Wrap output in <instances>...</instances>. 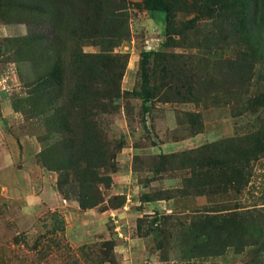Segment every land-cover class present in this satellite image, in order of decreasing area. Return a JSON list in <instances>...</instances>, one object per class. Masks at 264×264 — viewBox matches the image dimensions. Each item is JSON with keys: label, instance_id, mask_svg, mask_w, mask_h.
I'll return each instance as SVG.
<instances>
[{"label": "rangeland", "instance_id": "374dc122", "mask_svg": "<svg viewBox=\"0 0 264 264\" xmlns=\"http://www.w3.org/2000/svg\"><path fill=\"white\" fill-rule=\"evenodd\" d=\"M10 1L0 0V261L264 264V148L244 176L217 170L226 146L252 151L264 138V0H166L169 12L155 13L127 0L130 36L111 51L74 38L87 33L78 1L38 18L49 41L8 46L29 34ZM52 51L57 79L37 83ZM108 86L119 97L88 143L78 108ZM83 160L110 186L88 183L85 166L74 174ZM77 179L115 221L68 229L55 205L61 182L79 206ZM254 209L253 223L220 220Z\"/></svg>", "mask_w": 264, "mask_h": 264}, {"label": "trees", "instance_id": "16d2710c", "mask_svg": "<svg viewBox=\"0 0 264 264\" xmlns=\"http://www.w3.org/2000/svg\"><path fill=\"white\" fill-rule=\"evenodd\" d=\"M75 1H78V3L83 8V12L86 15L84 26L87 28V33L84 35H79L75 32H72L74 38L78 41L93 40L95 41V43L93 42L94 45L104 48V51H111L110 49L116 48L130 36L129 20L126 14V6L128 3L127 0H13L8 2V4L4 3V5L10 9H21V13H26L28 16V18H26V24L29 28V34L25 38L15 39L12 41L5 40V42L8 46L10 45L11 47L24 50L33 47V45L37 43L49 41V37L45 31L51 30L52 27L50 24L39 23L38 18H52V15L56 16L60 14L62 10L66 9L67 6L73 4ZM141 4L146 11L154 13L169 12V5L166 0H142ZM54 31L55 29L53 30V33ZM27 55L28 61L33 60L30 52H28ZM51 59L54 60V63L49 68V72L44 74V77L39 79L37 83L46 78L57 79L58 74L56 73V68L61 64L59 61V56L55 51L51 52ZM90 90L89 93L92 95L91 104L79 106L78 110L81 112L80 123L84 126L86 135L88 136L91 134V136H93V134H95L91 139L87 138L86 136L85 140H87L88 143H95L96 138L99 136L98 133L100 132V120L98 118L100 115H98V113H109V108L114 105V102L119 97L120 87L108 86L105 89L91 88ZM66 131L71 133L73 132L71 129H66ZM231 144H233L232 141ZM239 144L240 142L234 145V147H238ZM253 147L254 150L252 151H247L245 149L240 151L238 149L234 150L233 146H226V152H224L222 157L218 159L219 166L217 167V170L220 171L218 172V175L226 180L231 177V174L240 177L244 176L245 173L243 170L249 167L248 163H250V161H257L258 150L261 147L264 148V138L258 137L254 139ZM52 153V149L50 150L46 148L44 151H42L39 158L43 163V159H46L49 162ZM208 161L209 159H207L205 163H208ZM81 163V165L72 170L73 173L77 172L79 169L83 170V167L85 166L87 173L90 171L92 174V181L88 183L93 185L102 184L106 187L110 186L112 183L111 177L106 175L102 179L97 180V173L95 171L92 172L93 168L91 166H87V162L85 160H83ZM47 165L49 166L50 164ZM205 165L206 167L209 166V164H204L201 167ZM77 182H79V188L83 193V198H79V200H77L80 208L82 210L95 209L102 202L100 200L102 198H99V200H96V198H90L88 193L85 192L84 186L81 184L82 182H80L78 179ZM59 191L66 200H69L67 192L65 191L61 182L59 184ZM249 211L246 213L233 214L229 216L222 214L220 220L221 222L225 220V223H227L230 220L229 217H234L239 221H242V224H244L245 221L250 222L251 220L253 223L254 219L256 218L255 216L259 217L261 213L257 210L252 212ZM230 221L232 222V220ZM222 227H224V225ZM0 264H10V262L5 260L0 261ZM18 264H22V260Z\"/></svg>", "mask_w": 264, "mask_h": 264}, {"label": "crops", "instance_id": "0c3cea01", "mask_svg": "<svg viewBox=\"0 0 264 264\" xmlns=\"http://www.w3.org/2000/svg\"><path fill=\"white\" fill-rule=\"evenodd\" d=\"M9 167V166H8ZM55 207L63 213L64 217L66 218V221L68 223V229H71L73 227V224H71L74 219L77 220V223L79 222L82 224V226H86L85 221L87 222L88 220H93L96 224H104V222L112 217L113 221H115L116 214L118 212H112V211H105V212H99L97 213L96 210H87V211H82L79 207L76 206L75 204H72L70 202H66L65 199L63 198H58V203L55 205ZM90 222V221H89ZM83 239V238H81ZM122 245H119L117 247V251H122L120 250Z\"/></svg>", "mask_w": 264, "mask_h": 264}]
</instances>
